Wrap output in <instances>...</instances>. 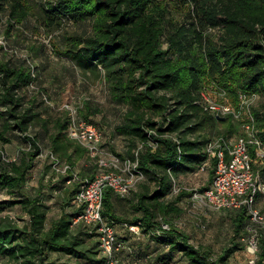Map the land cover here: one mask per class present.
I'll list each match as a JSON object with an SVG mask.
<instances>
[{
	"label": "trees",
	"instance_id": "1",
	"mask_svg": "<svg viewBox=\"0 0 264 264\" xmlns=\"http://www.w3.org/2000/svg\"><path fill=\"white\" fill-rule=\"evenodd\" d=\"M182 4L190 19L182 24L166 18L158 0H52L40 8L38 16L46 28L60 26L62 20L91 23L89 34L67 37L61 54L81 69H102L112 98L127 108L116 131L128 139L129 159L134 161L136 151L137 170L157 184L150 194L144 187L135 193L134 209L141 215L131 221L117 214L112 203L116 196L105 191L104 218L113 225L161 231L169 252H179L186 264H227L231 254L243 249L236 240L244 238L241 235L249 218L246 207L235 211L230 246L216 258L208 249L191 245L183 233L171 228L163 231L156 219L168 214L169 205L164 201L172 177L193 172L209 159L204 151L206 136L189 139L186 135L217 128L228 134L233 131L232 125L222 126L224 123L202 106L205 78L218 79L230 93L242 90L264 97V0H182ZM4 5L8 7L9 33L27 11L23 0H0V10ZM209 30L217 33L209 34ZM29 50L40 56L35 47ZM38 76L41 78L39 64ZM29 78L20 58L0 54V141L6 145L19 136L17 139L29 144L14 160L0 158V190L12 196L0 201V212L19 204L29 218L21 228L0 218V257L14 264H65L47 262L48 253L55 252L97 262L98 252L102 253L96 234L80 223L73 224L79 210L61 215L45 228L48 206L39 196L23 193L27 173L40 154L37 137L29 129L34 124L47 127L37 110L42 104L24 95ZM89 112L86 106L81 117L91 122ZM253 114L264 144V111ZM67 124L68 116L55 120L48 143L50 153L72 169L77 159L87 155L84 147L67 137ZM209 160L214 166L215 161ZM213 173L211 169L209 184ZM66 175L64 183L71 177L70 171ZM81 236L96 242L88 245ZM260 246L255 264H264L263 238ZM99 257L104 264V256Z\"/></svg>",
	"mask_w": 264,
	"mask_h": 264
},
{
	"label": "rangeland",
	"instance_id": "2",
	"mask_svg": "<svg viewBox=\"0 0 264 264\" xmlns=\"http://www.w3.org/2000/svg\"><path fill=\"white\" fill-rule=\"evenodd\" d=\"M51 1L23 0L27 11L26 16L20 24L13 25L9 33L6 32L8 29V7L4 5L0 10V39L6 41L9 46L16 47L21 54L35 59L36 64L40 66L41 85L51 102V106L48 108L42 105L37 107L40 119L47 122V127L34 124L29 129L30 134L37 137L40 154L34 160V167L27 173L25 186L22 189L25 195L39 196L41 202L48 206L45 228H48L52 221L61 215L72 213L75 209L70 202L72 197L70 193L76 183L66 184L62 181V178L67 175L54 169L48 143L49 135L54 133V121L68 116L66 106L75 110L79 116L85 113L87 106L90 109L88 120L103 132L104 149L118 156L121 162L129 158L127 154L128 139L116 131V127L123 122V114L127 108L112 98L108 85L103 79L102 69H81L75 66L71 59L61 54L66 46L67 37L74 34H89L92 31L91 23L88 21L72 23L62 20L60 26L49 28L42 26L38 12L46 2ZM158 2L164 6L167 12L166 18L179 24L190 20L187 6L182 4V0H158ZM208 32L215 35L217 30ZM30 46L40 51L39 57L29 50ZM163 47H166V44H163ZM201 92L220 110L219 120L224 123L222 126L232 125L233 131L228 134L225 131L221 132L220 128L207 129L188 134L187 138H198L201 135L206 136L208 140L222 136L235 138L242 133L243 126L247 123L253 125L259 137L261 129L257 126L253 113L254 111H264L263 96L242 90L230 93L220 85L218 79L209 77L205 78ZM17 137L6 145H2L0 141V150L4 152L7 160L16 159L20 155V150L29 148V144ZM150 144L153 148L156 147L153 142ZM138 146L141 147L140 144ZM252 159L254 171L259 172L260 177H263L264 158L258 160L256 155H253ZM60 162L66 163L65 160ZM211 169L214 170V166L210 161L204 166V169L200 168L172 177L171 188L164 201L169 205L168 214L162 217L157 216L156 220L160 223L165 221L171 229L186 235L191 245L208 249L212 258H216L222 249L230 246L233 237L231 221L235 211L213 210L193 197L195 192L199 193L209 186V171ZM97 171L98 167L95 165V161L86 156L77 159L72 167V172L76 173L78 177H89V174L94 175ZM262 181L264 182V180ZM156 186V182L143 177L134 190L122 199L120 215L127 221L140 217L141 212L134 209L135 193L144 187L150 194L156 189ZM7 198H12V196L5 190H0V201ZM255 209L258 211L260 219L248 218L244 235H241L244 238L236 240L243 246V249L231 254L227 259V264H255L256 253L261 249L260 240L264 239V197L260 199L259 203L256 202ZM135 213H138L139 216ZM0 218L8 220L19 228L29 220L25 209L19 204L0 212ZM78 230L73 229V232H78ZM126 234V232H119L118 237L126 242L130 250L138 252L131 253L129 250H123L116 254L113 264H186L179 252H169L168 246L165 245L166 238L161 231L141 227L139 235L124 236ZM84 239L88 245L96 242L94 238ZM98 248H96L97 251ZM251 249L255 251L253 254L250 253ZM99 256L103 255L98 252L97 262H91L61 253L49 252L47 262L103 264L99 262ZM0 264L14 263H9L6 258L0 257Z\"/></svg>",
	"mask_w": 264,
	"mask_h": 264
},
{
	"label": "built area",
	"instance_id": "3",
	"mask_svg": "<svg viewBox=\"0 0 264 264\" xmlns=\"http://www.w3.org/2000/svg\"><path fill=\"white\" fill-rule=\"evenodd\" d=\"M1 53L23 61L30 77L24 86L27 100L36 98V103L50 107L51 102L41 85L35 59L21 54L16 47L9 46L3 39H0ZM200 96L204 109L219 117L220 110L208 101L202 92ZM65 108L68 111L65 130L67 137L84 147L87 157L95 161L98 171L92 178L78 177L67 163H61L52 153L51 163L57 172L67 174L70 171L71 177L66 180V184L74 182L77 185L71 205L79 212L73 218V224L80 223L95 233L105 258L104 263L113 264L116 254L126 250L128 246L118 237L114 225L102 215L103 196L105 191L109 190L116 197H126L141 182L143 175L136 168L137 152H134V161L128 158L121 162L118 156L104 149L103 132L97 125L86 121L70 107ZM263 147L264 144L251 123L245 124L242 133L235 138L218 137L208 140L204 151L215 161L213 177L209 186L199 193L195 192L193 197L213 210H237L244 206L249 213V219H260L255 204L258 194L264 196V184L259 172L253 169L252 155H256L258 160L264 158ZM0 158L8 161L2 150ZM126 228L129 232L139 235V225L130 224L126 225ZM161 229L168 231L170 227L161 223ZM254 252V249H251L250 253Z\"/></svg>",
	"mask_w": 264,
	"mask_h": 264
},
{
	"label": "crops",
	"instance_id": "4",
	"mask_svg": "<svg viewBox=\"0 0 264 264\" xmlns=\"http://www.w3.org/2000/svg\"><path fill=\"white\" fill-rule=\"evenodd\" d=\"M210 159V158H209ZM207 160L206 161V163H204L200 168L201 169H204V166H206L207 165V163L208 162H210L211 160ZM199 168V169H200ZM196 171V170H195ZM90 173V172H89ZM97 173V172H96ZM95 173V174H96ZM94 174V175H95ZM91 177L92 176H94V175H92V173L91 174H89ZM262 180H264V173H263V177H261V181ZM262 183L264 184V182L262 181ZM262 197H264L261 193L260 194H258V196H257V200H256V202L257 203H259V201H260V199L262 198ZM112 203H113V205H114V208H115V210H116V212H117V214H119L120 215V213H119V210L121 209V205H122V203H123V201H122V199H120V198H116V197H112ZM134 203H135V199H134ZM133 203V204H134ZM124 208V207H123ZM233 211H237V210H235V209H232ZM135 215H137V216H139L138 215V213H135ZM126 225H130V224H125V223H116V224H114V227H115V230H116V232H117V234L119 233V232H126L127 234L126 235H124V236H132L133 235V233H131V232H129L128 230H127V228H126ZM121 226V227H120ZM135 235V234H134ZM119 236H123V235H119ZM126 250H129L131 253H137L138 251H136V252H133L132 250H130V248H127Z\"/></svg>",
	"mask_w": 264,
	"mask_h": 264
},
{
	"label": "water",
	"instance_id": "5",
	"mask_svg": "<svg viewBox=\"0 0 264 264\" xmlns=\"http://www.w3.org/2000/svg\"><path fill=\"white\" fill-rule=\"evenodd\" d=\"M218 119H219V117H218Z\"/></svg>",
	"mask_w": 264,
	"mask_h": 264
}]
</instances>
